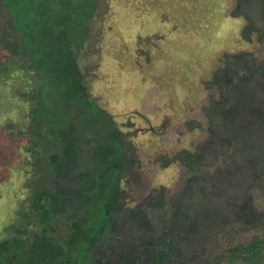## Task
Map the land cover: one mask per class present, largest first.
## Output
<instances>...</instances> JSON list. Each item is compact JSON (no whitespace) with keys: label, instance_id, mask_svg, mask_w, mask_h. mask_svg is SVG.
Masks as SVG:
<instances>
[{"label":"trees","instance_id":"16d2710c","mask_svg":"<svg viewBox=\"0 0 264 264\" xmlns=\"http://www.w3.org/2000/svg\"><path fill=\"white\" fill-rule=\"evenodd\" d=\"M97 12L98 0H0V73L18 80L0 76V166L21 153L28 168L0 170V197L17 181L26 192L0 264H264V58L223 55L206 83L207 139L159 158L188 171L182 189L135 203L123 185L142 166L124 131L135 123L119 127L81 68ZM230 17L264 43V0H234ZM6 134L27 144L8 148Z\"/></svg>","mask_w":264,"mask_h":264},{"label":"rangeland","instance_id":"374dc122","mask_svg":"<svg viewBox=\"0 0 264 264\" xmlns=\"http://www.w3.org/2000/svg\"><path fill=\"white\" fill-rule=\"evenodd\" d=\"M158 2L98 0L81 63L93 97L119 127L128 121L135 123V128L124 131L134 139L142 166L136 178L127 176L123 184L135 203L144 201L148 192L160 186L168 187V198L182 189L188 171L180 163L164 169L159 158L171 157L182 149L194 150L207 139L203 107L210 93L206 83L223 55L250 51L258 59L264 58V43L241 39L242 26L230 17L234 0H167L169 10L166 7L163 11ZM8 72L0 76L6 77ZM8 78L10 84L18 83L12 73ZM4 95L1 92L0 97ZM193 120L204 125L191 131L189 123ZM7 123L2 120L0 127L5 130ZM6 136L8 148L27 144L26 140ZM4 139L0 133V145ZM21 155L6 161L0 170L10 171L9 161L14 159L15 170L27 168ZM26 178L18 177L23 185ZM17 185L20 191L4 190L0 197V239L14 236V202L20 200L21 192L26 194L18 181Z\"/></svg>","mask_w":264,"mask_h":264}]
</instances>
